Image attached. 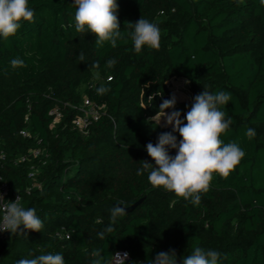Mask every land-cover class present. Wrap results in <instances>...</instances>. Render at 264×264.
<instances>
[{"label": "trees", "instance_id": "16d2710c", "mask_svg": "<svg viewBox=\"0 0 264 264\" xmlns=\"http://www.w3.org/2000/svg\"><path fill=\"white\" fill-rule=\"evenodd\" d=\"M118 3L126 38L133 29L125 22L143 16L161 29L159 50L145 47L137 54L130 38L118 40L115 48L109 42L98 47L94 34L75 30L74 0H29L35 22H24L7 40L0 37V176L44 223L41 232L10 233L1 241L0 264L57 252L66 264H92L93 249L108 257L128 251L126 264H147L175 249L183 264L196 246L219 251L218 264H264V5ZM15 58L26 67L12 68ZM112 58L116 65L106 68ZM94 62L98 70L90 68ZM176 79L188 81L193 97L205 89L231 94L223 110L233 123L222 139L237 142L246 153L227 178L214 176L198 206L154 188L147 173L137 175L141 160L155 165L146 145L172 131L149 117L175 95ZM101 85L111 91L98 95ZM157 92L163 95L148 99ZM85 98L99 110L88 134L74 124ZM53 110L61 114L58 122ZM248 128L255 129L254 139L245 135ZM25 129L29 136L21 134ZM36 148L43 150L41 158L18 160ZM33 167L37 172L30 175ZM120 201L135 206L100 239L110 209Z\"/></svg>", "mask_w": 264, "mask_h": 264}, {"label": "clouds", "instance_id": "9594fccd", "mask_svg": "<svg viewBox=\"0 0 264 264\" xmlns=\"http://www.w3.org/2000/svg\"><path fill=\"white\" fill-rule=\"evenodd\" d=\"M260 3L264 5V0H260ZM74 5L75 30L94 34L98 47L109 42L111 47L115 48L118 40L127 43V38L131 39L137 54L142 53L145 47L155 50L161 47L160 27L143 16L135 23L125 22V26L133 29L126 34V38L121 31L118 0H74ZM34 17L35 11L29 0H0V37L7 40L16 35L24 22L34 23ZM79 60L81 62L85 60L83 52L80 53ZM116 63L115 58L109 59L106 68H112ZM10 64L14 69L26 67L20 58L12 59ZM90 68L98 70L99 62H94ZM110 91L109 87L103 85L96 88L98 95H105ZM156 95L162 96L163 93H154L148 99L153 100ZM231 100V94L228 92L211 94L205 89L194 97L183 118L182 112L176 109L175 95L171 99L163 100L156 115L149 117V120L158 126H170L172 131L161 133L156 144L149 142L146 145V151L155 161V165L147 160H141L137 175L147 173V179L154 188L162 187L198 206L202 195L210 191L214 176L218 174L227 178L246 155L237 142L225 143L222 139L233 123L223 110ZM167 109L172 111L169 113ZM174 133H179L181 139L178 140ZM245 135L250 140L254 139L256 131L248 128ZM169 149L176 150V154L170 155ZM21 199V195H18L15 201L6 200L0 193V212L3 213L0 217V232L24 236L27 230L41 232L43 229V220L37 215L36 209L24 207ZM124 205L125 201H120L110 209V224L104 231L98 233L100 239H104L106 233H112L115 230L113 225L117 223L118 218L127 214V207ZM84 251L87 253L86 248ZM102 251L92 250L91 255L94 258L92 264H126L130 255L128 252L117 251L108 257L103 255ZM220 257L221 253L217 250L196 246L191 254L184 256L183 264H218ZM17 264H66V262L64 256L57 252L22 258ZM147 264H178L177 252L175 249L161 251L154 259H149Z\"/></svg>", "mask_w": 264, "mask_h": 264}, {"label": "built area", "instance_id": "2783aa9c", "mask_svg": "<svg viewBox=\"0 0 264 264\" xmlns=\"http://www.w3.org/2000/svg\"><path fill=\"white\" fill-rule=\"evenodd\" d=\"M81 112L75 120L74 124L75 126L83 133V134H88L89 133V125L91 124V121L93 119H97L99 116V110L95 107V105L90 102L87 98L84 99V104L81 107ZM51 115L54 116V121L58 122L61 118V114L58 110H53L50 113ZM21 134L23 136H29V131L28 130H23L21 131ZM39 143H41V140H39ZM43 155V150L41 148H36L30 152V154L22 155L18 160L21 162L27 161L30 159V157L34 158H41ZM4 158V156H2ZM37 172V170L33 167L30 175H34ZM0 193H2L5 197L6 200L10 201H15L16 197L20 194H12L10 186L5 179L0 176ZM22 197V196H21ZM22 203V199H21ZM3 213L0 212V217H2ZM10 235V232H0V242L4 241L8 238ZM66 237H69L67 234ZM119 252H128V251H119ZM129 260V258H128Z\"/></svg>", "mask_w": 264, "mask_h": 264}, {"label": "rangeland", "instance_id": "374dc122", "mask_svg": "<svg viewBox=\"0 0 264 264\" xmlns=\"http://www.w3.org/2000/svg\"><path fill=\"white\" fill-rule=\"evenodd\" d=\"M172 84H173L172 89L175 93V96L177 97L176 109L182 112V118H183V114L187 112L189 106L193 103L194 97L189 90V83L187 80L176 79L172 82ZM171 111L172 109L169 110L168 112L170 113Z\"/></svg>", "mask_w": 264, "mask_h": 264}, {"label": "water", "instance_id": "95a60500", "mask_svg": "<svg viewBox=\"0 0 264 264\" xmlns=\"http://www.w3.org/2000/svg\"><path fill=\"white\" fill-rule=\"evenodd\" d=\"M134 206H135V205H133L132 207H128V208H126V211H131V210L133 209Z\"/></svg>", "mask_w": 264, "mask_h": 264}]
</instances>
